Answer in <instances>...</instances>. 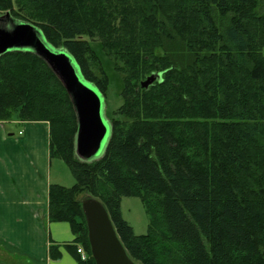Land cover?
<instances>
[{"label":"trees","instance_id":"trees-1","mask_svg":"<svg viewBox=\"0 0 264 264\" xmlns=\"http://www.w3.org/2000/svg\"><path fill=\"white\" fill-rule=\"evenodd\" d=\"M6 13L68 51L105 101L106 64L121 80L108 146L85 162L59 77L35 53L0 56V122H47L50 156L76 180L50 186L49 220L70 225L80 264H96L89 196L139 264H264V0H0ZM123 197L142 201L147 234L124 220Z\"/></svg>","mask_w":264,"mask_h":264},{"label":"crops","instance_id":"crops-1","mask_svg":"<svg viewBox=\"0 0 264 264\" xmlns=\"http://www.w3.org/2000/svg\"><path fill=\"white\" fill-rule=\"evenodd\" d=\"M55 160L47 122H0V264H80L70 225L49 220Z\"/></svg>","mask_w":264,"mask_h":264},{"label":"water","instance_id":"water-1","mask_svg":"<svg viewBox=\"0 0 264 264\" xmlns=\"http://www.w3.org/2000/svg\"><path fill=\"white\" fill-rule=\"evenodd\" d=\"M12 51L35 53L59 77L77 115L76 155L85 162L101 158L112 133V126L106 118L105 99L100 90L83 77L72 55L50 45L36 26L6 13L0 16V56ZM157 80H161V75L152 74L141 83V87L148 89ZM82 207L95 263L139 264L129 255L103 203L89 196L82 201Z\"/></svg>","mask_w":264,"mask_h":264},{"label":"rangeland","instance_id":"rangeland-1","mask_svg":"<svg viewBox=\"0 0 264 264\" xmlns=\"http://www.w3.org/2000/svg\"><path fill=\"white\" fill-rule=\"evenodd\" d=\"M1 16H3V14ZM107 65L108 64H106V71L110 79V85L106 97V109L109 113V110L115 107V105L119 106L121 104V97L119 93L122 85L119 76H117L115 71L109 68ZM52 175L56 183H59V185H62L66 188H71L76 183L71 170L62 160H55ZM83 197L85 196H82V198ZM121 211L124 220L133 227L136 235H145L148 233L149 218L145 212L144 205L139 198L123 197L121 200ZM79 248H83L85 251L83 245L80 244ZM85 254L89 255L87 251H85Z\"/></svg>","mask_w":264,"mask_h":264},{"label":"built area","instance_id":"built-area-1","mask_svg":"<svg viewBox=\"0 0 264 264\" xmlns=\"http://www.w3.org/2000/svg\"><path fill=\"white\" fill-rule=\"evenodd\" d=\"M78 253H80L82 255V259L86 260L87 259V255L85 254V251L83 248H79L78 249Z\"/></svg>","mask_w":264,"mask_h":264}]
</instances>
